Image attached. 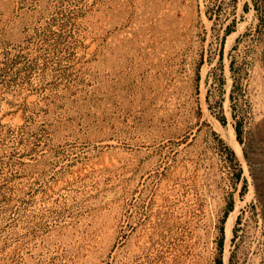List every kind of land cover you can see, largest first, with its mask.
Listing matches in <instances>:
<instances>
[{
	"label": "rangeland",
	"instance_id": "obj_1",
	"mask_svg": "<svg viewBox=\"0 0 264 264\" xmlns=\"http://www.w3.org/2000/svg\"><path fill=\"white\" fill-rule=\"evenodd\" d=\"M217 261L264 264V0H0V264Z\"/></svg>",
	"mask_w": 264,
	"mask_h": 264
},
{
	"label": "bare ground",
	"instance_id": "obj_2",
	"mask_svg": "<svg viewBox=\"0 0 264 264\" xmlns=\"http://www.w3.org/2000/svg\"><path fill=\"white\" fill-rule=\"evenodd\" d=\"M235 144V143H234ZM236 145V144H235ZM238 151V150H237ZM238 153H239V151H238ZM234 216H235V214L233 213L231 216H230V218H229V220H228V223H227V232H228V234H229V228H230V226H231V224H232V221H233V219H235L234 218Z\"/></svg>",
	"mask_w": 264,
	"mask_h": 264
},
{
	"label": "trees",
	"instance_id": "obj_3",
	"mask_svg": "<svg viewBox=\"0 0 264 264\" xmlns=\"http://www.w3.org/2000/svg\"><path fill=\"white\" fill-rule=\"evenodd\" d=\"M217 264H220V262H219V261H217Z\"/></svg>",
	"mask_w": 264,
	"mask_h": 264
}]
</instances>
